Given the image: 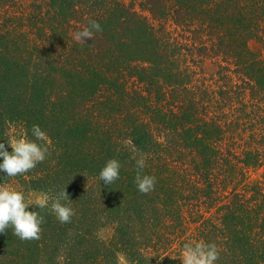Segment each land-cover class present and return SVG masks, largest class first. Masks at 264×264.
Here are the masks:
<instances>
[{"label": "trees", "instance_id": "trees-1", "mask_svg": "<svg viewBox=\"0 0 264 264\" xmlns=\"http://www.w3.org/2000/svg\"><path fill=\"white\" fill-rule=\"evenodd\" d=\"M40 1L0 0V142L38 124L49 154L0 186L66 190L75 215L29 206L40 239L9 227L0 264H182L199 241L216 264H264V0Z\"/></svg>", "mask_w": 264, "mask_h": 264}, {"label": "clouds", "instance_id": "clouds-1", "mask_svg": "<svg viewBox=\"0 0 264 264\" xmlns=\"http://www.w3.org/2000/svg\"><path fill=\"white\" fill-rule=\"evenodd\" d=\"M102 30L98 21L91 20L86 27L77 31L73 38L77 42L84 43ZM31 134L34 139L8 138L7 144L11 146V152L8 151L5 143L0 142V158H2L0 173H6L7 177H16L34 169L37 164L47 158L49 154L47 133L36 124L32 126ZM145 167L146 160L141 156L136 160L135 183L138 191L146 194L154 190L157 181L154 175L143 173ZM120 169V162L114 158L110 159L99 172L98 179L104 185H112L120 178ZM70 200V196L65 190L55 196L42 195L33 203L23 189H14L6 185L0 186V234L11 227L13 234L20 240H38L42 232L41 225L44 223V218L37 211L27 210L29 206L36 205L39 209L50 206L60 223H69L75 215ZM218 259L219 251L214 243L199 241L183 245L182 264H216Z\"/></svg>", "mask_w": 264, "mask_h": 264}, {"label": "rangeland", "instance_id": "rangeland-1", "mask_svg": "<svg viewBox=\"0 0 264 264\" xmlns=\"http://www.w3.org/2000/svg\"><path fill=\"white\" fill-rule=\"evenodd\" d=\"M23 2H24V4H25L26 7H29V6H31V5L33 4V2H35V0H23ZM40 2H41V1L39 0V3H40ZM44 9H45V11H46V9H47L46 6L44 7ZM29 10H30V7H29ZM32 10H33V7H32ZM206 67H207V70H208V71H211V70H212V66H211V64H210L209 61L206 63ZM12 138L20 139V138H19V134H17V132H16L15 129L12 131ZM7 186H10V187H12V188H14V189H16V188L23 189L24 192H25V194H26V196H28L29 199L33 201V203L35 202V200H36L38 197H40V196H42V195H45V194H43V192H41V191H32V190L30 191V190H27V189L21 187V186H20L19 184H17L16 182H13V183H11V184H9V185H7Z\"/></svg>", "mask_w": 264, "mask_h": 264}]
</instances>
